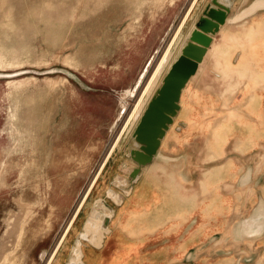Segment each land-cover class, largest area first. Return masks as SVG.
<instances>
[{"label": "rangeland", "instance_id": "1", "mask_svg": "<svg viewBox=\"0 0 264 264\" xmlns=\"http://www.w3.org/2000/svg\"><path fill=\"white\" fill-rule=\"evenodd\" d=\"M191 2L0 0V264L46 263ZM249 6L132 184V125L121 136L51 264H264V38L244 33L264 12Z\"/></svg>", "mask_w": 264, "mask_h": 264}, {"label": "water", "instance_id": "2", "mask_svg": "<svg viewBox=\"0 0 264 264\" xmlns=\"http://www.w3.org/2000/svg\"><path fill=\"white\" fill-rule=\"evenodd\" d=\"M233 2L208 0L188 31L184 35L185 27L180 31L153 91L146 97L137 121L131 124L130 141L134 149L128 151L127 157L136 166L128 174L129 183H134L141 169L150 165L158 155L162 141L180 110L182 91L197 74L213 37L229 21ZM175 48H178L176 55L171 58ZM102 203L108 210L111 208L103 200ZM107 221L108 218L104 217V226Z\"/></svg>", "mask_w": 264, "mask_h": 264}, {"label": "bare ground", "instance_id": "3", "mask_svg": "<svg viewBox=\"0 0 264 264\" xmlns=\"http://www.w3.org/2000/svg\"><path fill=\"white\" fill-rule=\"evenodd\" d=\"M196 1L197 0H192V2L190 3L189 8L186 10V12H185L184 16L182 17L180 23L178 24V26L173 31V34L171 35L170 39L168 40V42H167V44H166V46H165V48H164L161 56L157 60V62L154 65L153 69L151 70V73L149 74L148 78L146 79L145 84H143V86H142L143 88L142 87H141L142 89L140 88L141 89L140 90L141 92L139 91L140 94L138 95L137 99L134 100L135 102L132 105L131 110L129 111L127 117L125 118L124 123H123V125H122V127H121V129H120V131L118 133V135L116 136L115 140L113 141V143H112L109 151L107 152V154H106L103 162L101 163V165H100L97 173L93 177V179H92L89 187L87 188V191L83 195V197L81 199L80 206L77 207L76 211L72 215V217H71V219H70V221H69V223H68V225L66 227L67 229H65V231L62 234L61 240L57 243L56 247L51 252V254L48 257V259H47V261H46L45 264H51V262H52V260H53V258L55 256V254H56V252L58 251L59 247L63 243V241H64V239H65V237H66L69 229L73 225V222L75 221V219L77 217V214L80 211V208L82 207L83 203L85 202V200H86V198H87V196H88V194H89V192H90V190H91L94 182L98 178V176H99V174H100V172H101L104 164L106 163V160L110 157V155L112 154V152L114 151V149L117 147V145H118V143H119V141L121 139V136L129 129V127H130L131 124H133L134 122L137 121V119H138V117H139V115H140V113H141V111L143 109V106L145 104L146 97H148V95L153 91L154 83L156 82L157 78L159 77V74L161 72V69L164 66V64L166 63L167 59H168L169 51L171 50V48L176 43V40H177V38H178V36L180 34L181 28L184 25L186 19L188 18V15H189L190 11L192 10V8L194 7V5L196 4ZM261 3H263L262 0H260V4ZM252 10H253V7L248 12H250ZM83 87H84V85H83ZM131 92L132 91L130 89L128 92L124 93L125 94V97H127V96L129 97L131 95ZM124 106H126V105H124ZM123 111L125 112V108L123 109ZM122 115H123V113L121 115L118 114V118L122 117ZM189 214H190V212H184L182 214L181 213L178 214L177 217L180 216V219L178 221H180L181 219L184 221L187 218L186 216H188ZM182 220L177 225H182ZM262 228H263V225L262 224H252V223H248L247 225H244V228L243 229H244V232L246 234H251L253 231L256 232V233H260V231H261ZM90 231L97 233L96 238L100 241V239H101V232L99 233L100 230H99L98 226L97 225H93L91 222H89L87 224V226H86V232H90ZM83 237H87V234H84ZM92 241L97 242L96 240H94V238H92ZM79 252H80L79 249H78V251L77 250L75 251V258L73 259V262L74 263H76L77 260L79 259V256H80ZM121 264H123V263L121 262Z\"/></svg>", "mask_w": 264, "mask_h": 264}, {"label": "crops", "instance_id": "4", "mask_svg": "<svg viewBox=\"0 0 264 264\" xmlns=\"http://www.w3.org/2000/svg\"><path fill=\"white\" fill-rule=\"evenodd\" d=\"M257 1H258V0H234V2H233V4H232L231 11H233V14H234V12L236 13V12H238L239 10H241V8H244V6H246L247 4H248V5L250 4V6H249L248 8H246V10H248V9L251 8V7L254 5V3L257 2ZM199 2H200V0H198V1L196 2V5L194 6V9H193V11H194V10L197 11V15H196L197 17H198V15H199V13L201 12V10L204 8V6L207 4L208 0H202V2H200L201 4L198 5ZM197 6H199V7L197 8ZM243 10H244V9H243ZM262 11L264 12V7H263V8H262V7H260V8H254V10H252V11L250 12L251 14H249V18H250V17L253 18V17L257 16V15L259 14V12H262ZM241 12H242V11H239V13H237V15H235V16H238V15L241 16V15H242ZM240 14H241V15H240ZM231 16H232V14H231ZM197 17H196V18H197ZM228 19H229V21H228L224 26L220 27L218 33L213 37V41H212V43H211V45H210V47H209V49H208V51H207V53H206V55H205V58H204L202 64H201L200 67H199V70H200V68L202 67V65L204 64V62L206 61V59L208 58V55H209L210 51H211L212 48L215 46V44L217 43L218 39H219V38L222 36V34L224 33V30H226V28L228 29V27H230V26H234V25H232L233 21H231L232 18L230 17V15H229ZM257 24H258V23H257ZM254 32L258 33L259 35H261L262 38H264V24H259V25H257V26L253 25V26H251L249 29H247V31L244 32V33H251V34H253ZM239 35H240V38H243L242 33H240ZM243 35H244V34H243ZM228 36H229V37H228ZM228 36H227V39H229V40H233V39L236 37V36H234V35H229V34H228ZM229 40H228V41H229ZM254 40H255V37L253 38V40H252V42H251V44H250V47H249V51H250V52H253V50H254V46H255V43H256V41L254 42ZM257 42H258V41H257ZM257 45H261V43L258 42ZM225 46H226V45H221L220 47H221L223 50H225ZM251 50H252V51H251ZM257 64H258V63H257ZM260 66H261L260 64L257 65V67L255 68V69H256V72H258V73H263V75H264L263 67H260ZM257 69H260V71H258ZM199 70H198L197 74L199 73ZM261 70H262V72H261ZM197 74H196V75H197ZM196 75H195V76H196ZM195 76H194V77H195ZM194 77H193V78H194ZM193 78H192V79H193ZM192 79H191V80H192ZM191 80H190V81H191ZM190 81H189V82H190ZM189 82H188V84H189ZM188 84L186 85V87L188 86ZM186 87H185L184 90L182 91L181 99H182V97H183V93H184ZM106 163H107V162H106ZM104 165H106V164H104ZM104 167H105V166H104ZM102 171H103V169H102ZM93 187H94V186H92V188H91V190H90L88 196L90 195V193H91ZM88 196H87V197H88ZM86 199H87V198H86ZM77 215H78V214H77ZM186 217H187V216H186Z\"/></svg>", "mask_w": 264, "mask_h": 264}]
</instances>
